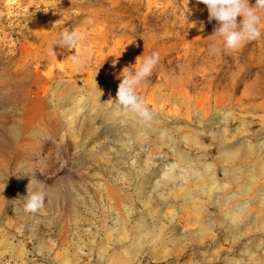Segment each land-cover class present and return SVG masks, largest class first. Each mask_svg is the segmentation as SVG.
<instances>
[{
	"label": "rangeland",
	"instance_id": "obj_1",
	"mask_svg": "<svg viewBox=\"0 0 264 264\" xmlns=\"http://www.w3.org/2000/svg\"><path fill=\"white\" fill-rule=\"evenodd\" d=\"M261 17L258 40L210 55L217 22L209 23L197 0H0V40L77 30L84 39L69 50L83 52L84 72L108 75L114 65L118 85L137 57L159 55L136 88L154 122L142 136L118 122L108 170L89 158L80 162L60 123L30 144L3 145L24 103L9 99L20 83L0 66V153L7 159L0 170V264H264ZM72 56L62 54L46 70L73 68ZM54 90L49 105L59 102ZM95 128L89 122L83 131L87 149L98 140L109 151L107 126L104 136ZM171 137L178 152L167 148ZM107 185L116 188L115 199ZM27 192L43 193L41 210L25 211Z\"/></svg>",
	"mask_w": 264,
	"mask_h": 264
},
{
	"label": "bare ground",
	"instance_id": "obj_2",
	"mask_svg": "<svg viewBox=\"0 0 264 264\" xmlns=\"http://www.w3.org/2000/svg\"><path fill=\"white\" fill-rule=\"evenodd\" d=\"M112 30L109 29L110 32ZM41 33L42 38L39 37L41 35L38 33H33L15 40L12 38V43L5 42V39V41L0 40V62L3 59H7L0 66H4L5 71H7V77L19 80L20 83L18 92L15 91L17 94H10L11 97L9 99L15 101L16 104L19 100L24 103L22 112H18L16 115L13 113V121L9 127V132H4L8 133V135L2 137V144L12 146L30 144L37 136H42L46 131L52 129L53 123H56V125L60 123L65 127V134L74 140L80 162L83 163L89 158L98 165V168L108 170L112 166L116 152L115 136L118 122L124 121L131 133L142 136L148 121H142L133 113H125L114 102L109 101L110 99L115 100L118 88L114 65L111 66L108 75L100 72L98 74H87L83 69L84 63L73 68H66L65 65L61 66L56 74H53L51 68L46 70L50 64H56L55 62L61 61L62 54L76 55L81 53L84 61L85 57H83V52L80 50H76L74 53L69 49L66 50L60 48L59 45H55L59 36L52 35L50 32H45L44 34V31H42ZM110 51L112 58H115V40H112ZM103 65V62L98 63V67ZM79 80L82 82L81 84ZM56 84L57 90H54L53 88ZM61 89L64 90L62 91ZM53 90L55 91L54 99L56 98L59 102L56 101L54 103L53 101L54 104L49 105ZM56 105L59 106V109ZM49 107L53 108V110ZM89 122L92 123L93 129L96 125L95 134L98 136H104L105 125L107 126L110 138L109 143L111 144L109 151L104 150L105 143L98 140L95 141L92 147L87 149L91 139L84 135L83 131L86 130ZM149 122L153 123L154 119ZM151 130V135L156 136V127H151ZM191 139L197 140V136L193 135ZM5 147L7 148V146ZM176 147L171 137V145L167 146V148L169 150L174 148L178 152V147ZM233 155H238V152ZM232 158L233 156H230V159ZM183 159L186 163L191 161L187 156H183ZM6 160L4 155L0 153V170L5 167ZM207 168L211 169V166ZM110 172L114 176V170H110ZM178 174L180 175V173ZM233 174L235 177L238 176V173ZM174 175L173 177H175ZM104 191L112 199L117 197L118 192L112 185L104 186ZM115 203L118 204L116 200ZM231 215L234 219L240 217L239 212H232ZM67 231L65 232L67 233ZM63 242L68 243L67 236L63 239ZM120 258H117V260Z\"/></svg>",
	"mask_w": 264,
	"mask_h": 264
},
{
	"label": "clouds",
	"instance_id": "obj_3",
	"mask_svg": "<svg viewBox=\"0 0 264 264\" xmlns=\"http://www.w3.org/2000/svg\"><path fill=\"white\" fill-rule=\"evenodd\" d=\"M197 2L206 6L209 23L213 20L217 22L210 35L213 39V43L209 46L210 55H216L225 49L239 50L245 43L258 40L261 37L260 25L262 22L261 13H264V0H255L254 5H250L249 0H197ZM237 17H242L239 24ZM88 22L91 23V20ZM83 39L84 34L77 30L64 31L55 45H59L63 49L74 50ZM71 62L74 66L82 65L84 63L82 54L73 55ZM158 62V53L145 56L142 61L137 57L138 66L130 73L123 70L116 98L109 101L114 102L125 113L130 112L142 121H150L153 113L149 110L146 102L139 97L136 88L151 76ZM25 197V211L35 213L44 207L43 193L34 192L29 195L27 192Z\"/></svg>",
	"mask_w": 264,
	"mask_h": 264
},
{
	"label": "built area",
	"instance_id": "obj_4",
	"mask_svg": "<svg viewBox=\"0 0 264 264\" xmlns=\"http://www.w3.org/2000/svg\"><path fill=\"white\" fill-rule=\"evenodd\" d=\"M10 261H6V264H9Z\"/></svg>",
	"mask_w": 264,
	"mask_h": 264
}]
</instances>
